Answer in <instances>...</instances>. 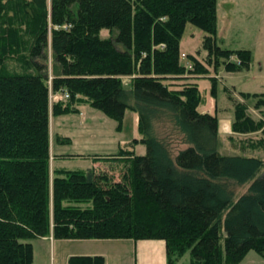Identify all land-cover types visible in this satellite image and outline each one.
I'll use <instances>...</instances> for the list:
<instances>
[{"label":"trees","instance_id":"16d2710c","mask_svg":"<svg viewBox=\"0 0 264 264\" xmlns=\"http://www.w3.org/2000/svg\"><path fill=\"white\" fill-rule=\"evenodd\" d=\"M187 23L205 32L206 51L189 67L180 50ZM216 30V0H0V264H30L32 244L22 240L49 235L163 240L167 264L187 251L190 264H237L250 250L264 257V160L222 154L217 116L197 110L192 78L251 60L247 49L221 47ZM79 103L119 121L127 108L137 114L138 136L104 155L117 173L51 171L49 118ZM234 106L235 131L261 125ZM247 182L234 199L232 187Z\"/></svg>","mask_w":264,"mask_h":264},{"label":"rangeland","instance_id":"374dc122","mask_svg":"<svg viewBox=\"0 0 264 264\" xmlns=\"http://www.w3.org/2000/svg\"><path fill=\"white\" fill-rule=\"evenodd\" d=\"M216 27L221 47L247 49L251 53V60L245 69L226 71L221 64L215 70L210 68L207 76L192 78L201 97L197 110L217 116L221 140L219 151L222 154L255 156L264 160V0H216ZM99 35L107 38L109 31L102 29ZM204 35L202 29L186 24L180 50L181 59L187 67L191 65V55L199 61L206 56V51L201 48ZM48 57L50 61V47ZM230 59L235 60V55ZM130 78L123 76V83L127 85ZM51 95L52 100L54 96ZM237 103L246 107L245 113L254 122H261L256 130L237 132L229 121H221L223 118L233 121L234 105ZM77 107V111L51 115L49 118L51 155H67L65 158L51 156L50 162L55 167L71 170H85L88 163L94 162L99 164V168L117 173V165L106 163L104 155L118 153L121 147L138 136L137 114L127 108L119 121L88 103H79ZM134 152L143 155L145 146L138 143ZM115 177L119 179L117 174ZM248 185L249 182L232 187L234 199L246 192ZM49 236L22 240L32 244L33 258L30 264H68L69 258L75 255H102L104 264H136L132 239H54ZM175 264H190L189 251ZM237 264H264V257L250 250Z\"/></svg>","mask_w":264,"mask_h":264},{"label":"crops","instance_id":"0c3cea01","mask_svg":"<svg viewBox=\"0 0 264 264\" xmlns=\"http://www.w3.org/2000/svg\"><path fill=\"white\" fill-rule=\"evenodd\" d=\"M49 2L50 0H47V3ZM222 120H227L231 123V120L227 118H223L221 119V121ZM65 155L66 154H52L51 156H54L56 158L57 157L65 158ZM98 165H96V163L94 162H91L88 163L84 167V169L90 167H98ZM50 168L51 171H53L55 168H65V167H55L53 166V162H50ZM49 238H53V237L49 236ZM134 249L136 254V264H167L166 247H165V242L163 240H137L134 241Z\"/></svg>","mask_w":264,"mask_h":264},{"label":"built area","instance_id":"2783aa9c","mask_svg":"<svg viewBox=\"0 0 264 264\" xmlns=\"http://www.w3.org/2000/svg\"><path fill=\"white\" fill-rule=\"evenodd\" d=\"M184 56V55H183ZM67 96V95H66ZM52 97V95L50 94V98Z\"/></svg>","mask_w":264,"mask_h":264}]
</instances>
